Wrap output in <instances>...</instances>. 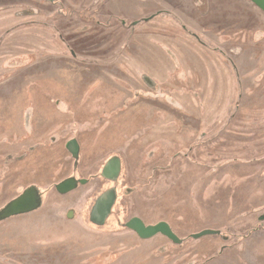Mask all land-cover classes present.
Wrapping results in <instances>:
<instances>
[{"label": "rangeland", "instance_id": "1", "mask_svg": "<svg viewBox=\"0 0 264 264\" xmlns=\"http://www.w3.org/2000/svg\"><path fill=\"white\" fill-rule=\"evenodd\" d=\"M2 3L0 209L30 186L44 193L39 209L0 222V264L264 260L258 8L247 0ZM113 155L123 159L121 196L96 227L89 211L109 186L100 167ZM70 175L87 184L58 194ZM133 216L170 223L182 246L140 240L123 226ZM205 229L227 240L189 237Z\"/></svg>", "mask_w": 264, "mask_h": 264}, {"label": "water", "instance_id": "2", "mask_svg": "<svg viewBox=\"0 0 264 264\" xmlns=\"http://www.w3.org/2000/svg\"><path fill=\"white\" fill-rule=\"evenodd\" d=\"M53 3L55 0H45ZM264 13V0H248ZM67 151L74 159V165H77L79 158V146L75 140H71L66 144ZM120 171V160L117 157L109 159L103 166L100 176L106 180L115 181ZM85 180H74L73 178L65 179L54 186L55 191L64 195L74 190L77 185H83ZM116 200V192L114 188L107 190L99 195L94 201L89 211V222L100 227L105 225L109 215L111 214L112 207ZM43 204V192L36 186H30L22 191V193L8 202L3 208L0 209V222L17 215H24L39 209ZM71 212H68L69 217ZM124 228L134 232L139 239L147 240L156 235H162L168 238L173 243L178 244V238L173 234L169 225L160 221L153 225L146 226L143 221L138 217L129 219L123 225ZM220 232L216 230H203L192 237L198 239L204 236L219 235Z\"/></svg>", "mask_w": 264, "mask_h": 264}, {"label": "flooded vegetation", "instance_id": "3", "mask_svg": "<svg viewBox=\"0 0 264 264\" xmlns=\"http://www.w3.org/2000/svg\"><path fill=\"white\" fill-rule=\"evenodd\" d=\"M45 1V0H44ZM248 1V0H247ZM47 2V1H46ZM55 2H56V0L53 2V3H51V4H55ZM6 4V5H5ZM2 5H4L2 8H37V0H3V3H2ZM254 5V4H253ZM255 6V5H254ZM179 8V7H178ZM194 8H197V7H194ZM255 8H258V7H256L255 6ZM259 9V8H258ZM260 10V9H259ZM261 11V10H260ZM262 12V11H261ZM263 13V12H262ZM264 14V13H263ZM106 16V15H105ZM143 81H145V79L144 78H142V82ZM145 82H148L147 80L145 81ZM147 87H148V85L150 86V88L151 89H153L154 87H153V85H151L150 83H148V85H147V83L145 84ZM113 118H115L114 119V121L115 120H117L118 119V117L117 116H115V117H113ZM134 119H136L135 117H133ZM112 119V118H111ZM110 119V120H111ZM137 120V119H136ZM132 121H135V120H132ZM71 140H74V139H71ZM71 140H69V141H71ZM68 141V142H69ZM76 142H77V140H75ZM67 142V143H68ZM66 143V144H67ZM66 144H65V149H66ZM77 144H78V142H77ZM78 146H79V144H78ZM67 150V149H66ZM68 152V151H67ZM69 153V152H68ZM70 154V153H69ZM79 154H80V147H79ZM70 156H71V154H70ZM113 157H117L119 160H120V171H119V175H118V177H117V179L115 180V181H110V180H106V179H104V178H102L101 176H100V178L102 179V180H104L107 184H109V186L108 187H106L103 191H101L100 193H99V195H101L102 193H104V192H106L107 190H109V189H111V188H114L115 189V192H116V200H115V203H114V205H113V207H112V210H111V214L109 215V217L112 215V212H113V209L115 208V206L117 205V203H118V201H119V199H120V196H121V194H120V189H119V184L121 183V177H122V173H123V159L121 158V156L120 155H113V156H110L107 160H105L104 161V163L101 165V167H100V173H101V170H102V168H103V166L105 165V163L109 160V159H111V158H113ZM71 158H72V156H71ZM73 159V158H72ZM74 160V159H73ZM69 178H73L74 180H85V179H82V178H79V177H77V176H73V175H70V176H68L67 178H65V179H69ZM64 179V180H65ZM63 181V180H62ZM85 184H87V179L85 180V183L83 184V185H85ZM79 187V184L77 185V187L74 189V190H76L77 188ZM74 190H72V191H74ZM72 191H70V192H72ZM42 192L44 193V191L42 190ZM69 193V192H68ZM67 194V193H66ZM65 195V194H64ZM108 217V218H109ZM133 217H136V216H133ZM133 217H130L129 219H131V218H133ZM139 218V217H138ZM128 219V220H129ZM108 220V219H107ZM165 222V221H164ZM144 223V222H143ZM168 225H169V227H170V229H171V231L173 232V230H172V227H171V224L170 223H168V222H166ZM145 224V223H144ZM146 225V224H145ZM146 226H148V225H146ZM128 230V229H127ZM205 230H207V229H205ZM130 231V230H129ZM201 231H203V230H201ZM200 231V232H201ZM216 231H219V230H216ZM132 232V231H131ZM220 232V231H219ZM134 233V232H133ZM199 233V232H198ZM135 234V233H134ZM173 234L178 238V236L173 232ZM195 234H197V233H194V234H190L189 235V237L191 238V239H194L192 236L193 235H195ZM136 235V234H135ZM137 236V235H136ZM156 236H161V237H164V236H162V235H156ZM156 236H154V237H156ZM216 236H220L223 240H227V235L226 234H224V233H222L221 234V232H220V234L219 235H214V236H209V237H216ZM138 237V236H137ZM154 237H152V238H154ZM205 237V236H204ZM152 238H150V239H152ZM165 239H167L169 242H171L172 244H174L175 246H182V245H180V244H182V240L181 239H179L178 238V240H179V243L178 244H176V243H173L172 241H170L168 238H166V237H164ZM201 238H203V237H201ZM229 238V237H228ZM198 239H200V238H198ZM141 240V239H140ZM147 240H149V239H147ZM195 240H197V239H195ZM236 248H238V246L236 247ZM230 249H232V247H230ZM228 250V248L226 249V247L224 246V247H222L221 248V253H220V255L218 256V258H220L222 255H223V253L225 252V251H227ZM217 258V259H218ZM230 258H233L232 256H230ZM258 257L256 256V257H254L253 259H257ZM216 260V258L215 259H213L212 261H211V263H213L214 261ZM232 261V260H231ZM237 263H239V262H237ZM240 264V263H239ZM248 264H264V260H260V258L257 260V262H255V260H251V261H249L248 262Z\"/></svg>", "mask_w": 264, "mask_h": 264}]
</instances>
